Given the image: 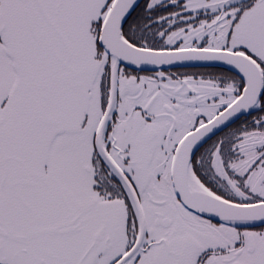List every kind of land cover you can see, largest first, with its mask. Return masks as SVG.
<instances>
[{"label": "snow or ice", "instance_id": "6c2138e0", "mask_svg": "<svg viewBox=\"0 0 264 264\" xmlns=\"http://www.w3.org/2000/svg\"><path fill=\"white\" fill-rule=\"evenodd\" d=\"M0 264H264V0H0Z\"/></svg>", "mask_w": 264, "mask_h": 264}]
</instances>
